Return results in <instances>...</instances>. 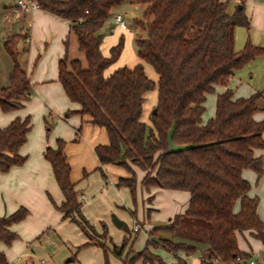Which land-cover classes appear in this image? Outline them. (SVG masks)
<instances>
[{
	"label": "trees",
	"instance_id": "obj_1",
	"mask_svg": "<svg viewBox=\"0 0 264 264\" xmlns=\"http://www.w3.org/2000/svg\"><path fill=\"white\" fill-rule=\"evenodd\" d=\"M35 1L39 8L69 20V34L74 35L82 52L83 60L69 57L67 39L64 40L65 52L57 62V78L66 96L79 103L77 111L104 128L107 143L94 145L99 162L125 167L129 175L119 176L117 184L126 185L131 193L135 188L132 166L145 170L141 179L145 187L189 192L186 209L171 221L148 230L144 247L135 252L128 248L121 264H134L139 258L150 264L163 263L149 249L157 245L187 254L203 245L205 264H213L214 260L218 264H243L248 253L238 249L235 231L251 228L264 243L262 221L256 212L257 197L247 195L249 182L241 175L243 168H251L257 175L261 172V156L253 154V147L264 144V117L255 120L252 114L264 110L259 105L262 91L232 98L230 88H225L215 96L213 115L201 120L206 93L216 83L226 85L236 69L264 54V45L248 41L239 50L233 48L234 26L248 25L242 4L228 13L226 1L222 0ZM124 1L145 4L141 17L132 23L144 30L143 37L136 35L140 45L136 53L152 66L157 74L155 82L145 74L141 62L103 72L118 54L121 40L104 56L99 49L100 28L112 8ZM3 46L11 56L12 66L7 86L0 88V108L10 110L20 106L21 99L31 92L17 53L7 39ZM154 85L155 111L150 110V124H146L140 118L144 93ZM47 120L46 131L50 129ZM29 126V117L25 116L15 117L0 127V171L24 161L18 148L25 141ZM169 142L178 145L170 146ZM63 147L64 141L56 138L55 146L46 145L43 151L64 196L60 203L53 204L87 236L77 249L97 243L106 256L104 242L92 238L93 227L81 212ZM26 212L25 207L19 206L0 215V240L5 244L17 236L9 225L22 219ZM160 230L168 232V236L159 235ZM101 234L106 237L104 226ZM127 241L128 237H123L119 245L110 242L109 250L120 255ZM0 264H8L1 250Z\"/></svg>",
	"mask_w": 264,
	"mask_h": 264
},
{
	"label": "crops",
	"instance_id": "obj_2",
	"mask_svg": "<svg viewBox=\"0 0 264 264\" xmlns=\"http://www.w3.org/2000/svg\"><path fill=\"white\" fill-rule=\"evenodd\" d=\"M222 1H226L225 8L228 13H231L238 3L242 4L248 19L247 26H234L233 48L241 49L246 41L254 45H264V0ZM127 5L131 19L141 17L144 3ZM2 6L7 7L8 3L4 2ZM19 14L21 16L14 21L18 33L23 32L25 42L20 48L23 54L18 58V53L17 59L25 71L31 94L22 99L21 105L16 108H0V127L7 125L15 117L25 116L29 117L30 126L25 141L18 148V152L25 156L24 161L0 171V215L9 214L19 206L25 207L27 212L22 219L9 225L17 236L10 244L0 240V250L4 252L8 264H103L104 254L97 243L76 248L87 240V236L75 222L63 217L62 212L53 204L60 203L64 196L54 178L49 161L43 156V151L46 145L55 146L56 138L64 141L63 150L70 167L69 177L74 182L82 214L98 230L104 226L109 233L107 238L109 237L110 242L119 245L123 237H128L125 253L128 248L132 252L140 250L146 243L148 230L171 221L174 215L186 209L189 192L163 186L145 187L141 183L145 170L137 166H132L135 172L133 193L126 185L117 184L118 177L127 175L128 171L115 163H100L94 152V145L107 143L104 128L91 123L87 115L77 111L79 103L66 96L57 78V62L65 52L64 40L67 39V48L70 40L69 20L39 7L20 11ZM112 17L109 16L103 22L100 31L108 28L114 35L112 42H117L122 28ZM129 24L131 27H127V42L132 45L136 55L129 60L118 62V66L131 67L136 62H141L148 76V70L144 69V60L136 53L140 47L136 35L143 37L144 30L138 31L135 24ZM101 42L99 49L103 54ZM155 77L157 78L156 73ZM225 88H230L232 98L248 96L261 90L263 98L259 105L264 107V54L248 60L236 69L226 85L216 83L213 90L206 93L201 114L203 122L213 115L215 96ZM145 93L141 112L143 116L147 111L145 108L152 105V101L147 102ZM206 102H209L210 107L207 112ZM252 116L255 120H260L264 117V110H255ZM45 118L52 123L49 132L45 129ZM261 137L264 140V130ZM169 145L178 144L169 142ZM253 154L261 156L260 174L257 175L251 168H243L241 175L249 182L247 195L257 197L256 212L264 231V144L253 147ZM237 209L238 202H235L234 210ZM111 215L120 221L119 225L113 222ZM135 223L138 224V229L133 230ZM254 232L251 228L235 231L237 247L248 253L247 258L253 259L255 264L256 258L261 256L264 264V243ZM158 234L168 236L169 233L160 230ZM110 242H107L109 247ZM202 246L189 254L183 250L173 253L160 245L149 246V249L157 254L164 264H205L202 255H205L206 249ZM107 252L109 264H121V260L110 255L109 249ZM247 258L243 264H249ZM212 263L219 262L214 260ZM134 264L150 263L139 258Z\"/></svg>",
	"mask_w": 264,
	"mask_h": 264
},
{
	"label": "rangeland",
	"instance_id": "obj_3",
	"mask_svg": "<svg viewBox=\"0 0 264 264\" xmlns=\"http://www.w3.org/2000/svg\"><path fill=\"white\" fill-rule=\"evenodd\" d=\"M13 1H15V0H0V88L7 86V74H8V72L12 66L11 56L9 55V53L7 52V50L3 46L4 39H7L8 42H10L11 49L14 52H16L17 54L19 53L18 58H20L23 54L21 52L20 48L22 47V45H24V42H25L24 37H23V32L18 33L16 21H14L15 19H17L21 15L19 14L20 10H18L17 7H15L13 5ZM4 2L8 3L7 7L2 6V4ZM128 3H130V2L124 1L120 4H118L116 7L114 6L110 12L109 16L112 17L116 12H120L123 14V12L125 10V12H124L125 17L124 18H126L127 26L118 24L122 28L120 36L117 38V42L119 40L122 41V45H120V50H119L120 53L118 52V54H116V56L108 63V65L105 66V68L103 70L104 73H108V72L114 70L116 67H118V62H123L124 60H129L130 58H132L136 55L132 45L130 46V44L127 42V35H129L128 31H127V27L130 26L129 23H132L131 20L133 21V19H131V16H130L129 6L127 5ZM135 27L138 31H141V27H139V25L135 24ZM101 31H102L101 32V40H100V42L102 41L100 44L101 50L103 51L104 56H108L110 54L111 47L113 45H116L117 42H112L114 39V35L109 32L108 28H103ZM69 39L70 40H69L68 48H67L68 56L69 57H79L80 59L83 60L82 52L77 48L75 37L72 33H70ZM143 65H144V69L148 70L149 78L155 82V80H156V77L154 78L155 71L153 70L152 66L146 61H143ZM10 89H7L5 91H8ZM145 98H146L148 103L152 101V103H151L152 105H150L149 108H145V109H147V111L144 112V116H143V113H141L140 118L146 124H150V119H149L150 114L149 113H150V110L153 108V103L156 101V85H154L152 88H150L146 91ZM205 108H206V112H207V110L210 109L209 102L208 103L206 102ZM145 116H146V118H145ZM47 121L49 122V119ZM51 124L52 123L50 122V126H51ZM47 132H49V131H47ZM127 175H129V172L127 173ZM111 219H112V215H111ZM88 222L93 227L92 238L104 242V245L107 248L106 249V252H107V250L110 249L109 245H107V242H110L109 237L107 238V235L109 236L108 231L105 230L106 237H103V234H101L102 231H100L102 229V227L100 226L101 229L98 230V228H96L93 223H91L89 220H88ZM200 232H202V231H200ZM107 253H110V252H107ZM124 253L125 252L123 250L120 255H115L112 252L110 255H112V257H114L118 260H121L123 258V256L125 255ZM103 260H104L103 264H109V257L107 259V256H104ZM262 260H263V258L261 256L257 257L256 258L257 264H263ZM67 264H69V263H67Z\"/></svg>",
	"mask_w": 264,
	"mask_h": 264
},
{
	"label": "built area",
	"instance_id": "obj_4",
	"mask_svg": "<svg viewBox=\"0 0 264 264\" xmlns=\"http://www.w3.org/2000/svg\"><path fill=\"white\" fill-rule=\"evenodd\" d=\"M15 5L17 9L20 11H29L38 7V4L35 0H15ZM112 19L115 23H118L120 25H127V21L124 18V15L120 12L115 13ZM132 228L133 230L138 229V224L135 223ZM247 259L249 264H255V261L253 259L251 258H247ZM237 260H242V259L237 257Z\"/></svg>",
	"mask_w": 264,
	"mask_h": 264
},
{
	"label": "water",
	"instance_id": "obj_5",
	"mask_svg": "<svg viewBox=\"0 0 264 264\" xmlns=\"http://www.w3.org/2000/svg\"><path fill=\"white\" fill-rule=\"evenodd\" d=\"M14 5H15V2H14ZM239 7H241V4H240V3L237 4V8H239ZM154 111H155V109L152 108V112H154ZM112 220H113V222H114L115 224H117V225L120 224V221L117 220V218H116L114 215H112ZM69 258H70V257H68V259H69Z\"/></svg>",
	"mask_w": 264,
	"mask_h": 264
}]
</instances>
